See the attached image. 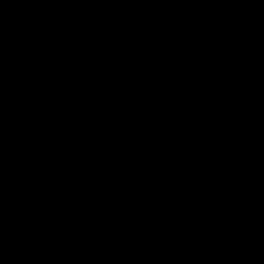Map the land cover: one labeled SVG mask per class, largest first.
Listing matches in <instances>:
<instances>
[{"label":"water","instance_id":"95a60500","mask_svg":"<svg viewBox=\"0 0 264 264\" xmlns=\"http://www.w3.org/2000/svg\"><path fill=\"white\" fill-rule=\"evenodd\" d=\"M0 264H264V0H0Z\"/></svg>","mask_w":264,"mask_h":264}]
</instances>
